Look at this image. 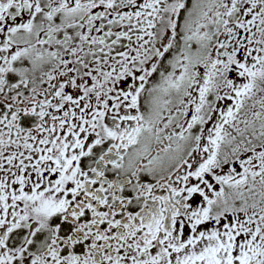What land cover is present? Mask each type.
Segmentation results:
<instances>
[{"label":"snow or ice","instance_id":"snow-or-ice-1","mask_svg":"<svg viewBox=\"0 0 264 264\" xmlns=\"http://www.w3.org/2000/svg\"><path fill=\"white\" fill-rule=\"evenodd\" d=\"M0 264H264V0H0Z\"/></svg>","mask_w":264,"mask_h":264}]
</instances>
